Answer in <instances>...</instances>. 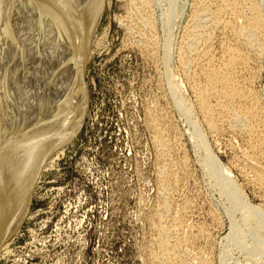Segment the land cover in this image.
Instances as JSON below:
<instances>
[{"label":"rangeland","instance_id":"1","mask_svg":"<svg viewBox=\"0 0 264 264\" xmlns=\"http://www.w3.org/2000/svg\"><path fill=\"white\" fill-rule=\"evenodd\" d=\"M195 1L103 0L80 70V123L67 143L53 150L44 167L38 168L26 215L17 233L0 248V264H150L153 260L152 264H166L157 261L162 259L158 248L170 244V239L176 243L175 252L179 250L175 264H264L255 237L246 239L249 252L225 238L231 226L241 221V212L220 191L219 176L207 166L204 152L206 147L227 170L245 203L264 213V175L260 178L249 168L250 151H243L248 149L246 137L225 129L226 119L210 112L227 101L233 109L245 105L243 97L230 96L238 80H252L247 96L254 92L251 97L260 98L264 106V45L254 39L236 43L233 37L211 30L209 52H215L214 57L217 53L222 60L224 47L236 46L247 56L245 65H253L256 74L248 75L241 69L244 64L237 65V71L233 68L229 73L232 76L211 84L219 88L225 80L222 91L228 96L209 94L207 80L200 77L203 72L183 69L193 45L194 29L189 28L193 27ZM251 1L264 18V0ZM244 3L234 13H242ZM170 4L175 12L171 16ZM245 25V21L238 22V26ZM170 82L178 86L177 93L171 91ZM200 95L209 110L207 119L200 110ZM210 95L216 97L211 100ZM179 99L184 106H178ZM229 100L237 101L231 104ZM207 121L217 125V130L206 126ZM195 126L204 138L202 145ZM158 219L171 232L160 235Z\"/></svg>","mask_w":264,"mask_h":264},{"label":"bare ground","instance_id":"2","mask_svg":"<svg viewBox=\"0 0 264 264\" xmlns=\"http://www.w3.org/2000/svg\"><path fill=\"white\" fill-rule=\"evenodd\" d=\"M173 1L170 0V3ZM102 2L103 0H0V248L17 233L16 230L26 215L25 212H27L26 210L28 209L27 206L29 205L30 199L29 194L31 193L30 189L34 185L38 168L42 169V166L44 167V162L53 150L56 151L60 146L67 143L73 134V129L78 127L80 123L79 101L81 99L82 89L80 70L84 62L83 59L87 56L92 32L101 14ZM243 3L245 10L242 13L239 12V14L234 13V9L242 6ZM173 14H175L174 6L171 5L168 15L171 16ZM239 21H245L246 25L238 26ZM191 25L193 27L189 29H194L192 32L194 40L192 39V50L187 55L188 62L185 63L187 65L183 69L199 70L201 71L199 75L203 72L200 77L208 82H206L208 84L207 90L205 88L206 92L208 91L209 94H211L210 92L215 93L216 96L220 94L224 97L226 90L222 91V88L226 85L223 83L225 80L221 82L223 85L221 83L220 86L218 85L219 88L213 83L218 89L212 88L211 84L214 81L215 83L218 82V79L222 76L223 78L225 76L226 79V75L231 73L237 65L244 64L241 69L245 70V73H248V75L256 74L255 69L251 68L253 65L251 67L245 65L244 61L247 60V56L241 54L242 52L240 53L238 51L240 48L236 49V46L235 49L234 46L233 48L223 46L225 48L223 54L227 56V59L225 58L226 61H224L225 59L223 60L224 56L222 57L220 53L219 56L222 57V60L218 56V58L216 57L217 53L214 57L215 52L213 55L209 52L211 36H208L211 30H216L219 34L233 37L236 43L239 41L245 44L254 39L261 45H264V18L253 1L196 0L194 3V12L191 17ZM165 57L168 58L169 54H166ZM241 74V76H244V73ZM200 77L198 78L201 79ZM251 81L244 80L241 83H238L240 82L239 80L238 82L235 81L237 83V85L234 83L236 88L234 84L232 85L234 89L230 96L233 98L236 97V99L243 97L242 99L246 100L244 102L241 99L245 103L244 108H241L240 104L236 109L230 108L227 105L228 101L227 104L218 102L217 108H209L211 110L210 112L217 114L221 120L226 119L225 129L232 133L237 132V134L239 133L246 137L247 147L246 144L245 147L248 149H244L243 151H250V154L247 155L249 156L247 163L249 164V168L251 167L259 173V176L260 174L264 175V106L260 98H256L255 95L254 98L251 97V94L253 96L254 92L251 94L249 92L250 97L247 96V91L253 88V81ZM228 82L226 83L228 84ZM202 86L200 87L202 88ZM170 89L174 94L179 90L178 86H173L171 82ZM200 90L203 91V89ZM202 91H200V94H202ZM203 92L205 93V91ZM196 95L198 96V92ZM212 97L210 95L209 98L211 99ZM219 98L217 97L216 99L219 101ZM231 101L229 100L230 103ZM236 101L234 100V102ZM198 102L202 115L207 119L209 110L205 109V103L201 95ZM207 102L210 103L211 101ZM216 102L214 103L216 104ZM234 102L232 103L234 104ZM238 103L240 102H237V105ZM177 104L178 106H184L182 99H179ZM208 106L210 105L208 104ZM188 111L190 109L185 107L187 114H189ZM213 120H216V118ZM221 124L220 121L219 125ZM206 126H213L216 129L215 126L217 125L208 122ZM195 128L196 126L193 131L196 137L199 138V144L202 145L204 138L200 136V132L198 133ZM204 152L207 166L212 171L217 172L219 176L218 186L220 191L227 197L230 204L238 208L241 212L240 225L238 223V225L231 226L227 234L228 236L225 238L229 242L231 241L232 245H236V248H239L240 251L247 250L249 252L251 249H248L246 239H248V236L255 237L261 245V252L264 253V213L259 208L245 203L241 198L239 189L230 181L227 170L217 163V160L209 153L206 147L204 148ZM248 153L244 154L246 155ZM47 162L46 164H48ZM241 169L245 173V169ZM259 182H257L258 185ZM252 184L254 183L252 182ZM262 186L264 188V185ZM159 220H157V223H160ZM163 226L165 225L161 223L157 224L156 230L160 232V235L168 233L167 230L170 231V229L166 230ZM163 241H167V239ZM180 241L182 242V240ZM159 242L157 241L158 245H160ZM169 242L170 244L162 245L161 248H158L159 246L155 244L162 251L160 252L162 259L157 261L163 260L164 262L166 261V264H175V253L179 250L175 252L177 247L176 243H173L171 239ZM154 250L157 251L156 249ZM150 253L152 254L151 251ZM149 257L151 258L152 256ZM152 259L149 260L151 261ZM253 259H256V257L254 256ZM149 260L147 261L150 262ZM197 261L199 262L200 260ZM151 262L154 263L155 261L153 260ZM151 262L150 264H152Z\"/></svg>","mask_w":264,"mask_h":264}]
</instances>
